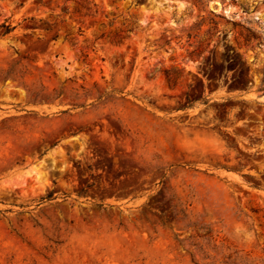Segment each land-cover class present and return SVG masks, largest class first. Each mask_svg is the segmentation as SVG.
Segmentation results:
<instances>
[{
	"label": "rangeland",
	"instance_id": "374dc122",
	"mask_svg": "<svg viewBox=\"0 0 264 264\" xmlns=\"http://www.w3.org/2000/svg\"><path fill=\"white\" fill-rule=\"evenodd\" d=\"M0 264H264V0H0Z\"/></svg>",
	"mask_w": 264,
	"mask_h": 264
}]
</instances>
